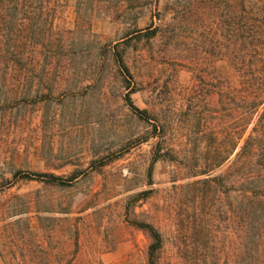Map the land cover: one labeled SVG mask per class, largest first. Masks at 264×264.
<instances>
[{
    "label": "rangeland",
    "instance_id": "374dc122",
    "mask_svg": "<svg viewBox=\"0 0 264 264\" xmlns=\"http://www.w3.org/2000/svg\"><path fill=\"white\" fill-rule=\"evenodd\" d=\"M186 7L103 0L63 12L68 51L58 58L69 66L41 75L40 100L0 103V230H42L45 246L66 250L50 261L147 264L150 238L137 225L147 222L161 233V264H233L224 202L190 193L206 177H191L192 161L202 168L210 134L221 139L233 118L219 95L218 38L177 24Z\"/></svg>",
    "mask_w": 264,
    "mask_h": 264
},
{
    "label": "trees",
    "instance_id": "16d2710c",
    "mask_svg": "<svg viewBox=\"0 0 264 264\" xmlns=\"http://www.w3.org/2000/svg\"><path fill=\"white\" fill-rule=\"evenodd\" d=\"M99 1L103 0H0V103L38 101L45 95L39 88L41 75L57 74L69 66L59 64L58 58L68 51L63 12L72 8L78 13ZM186 2L185 10L176 11L175 21L179 25L185 21L192 37L202 34L211 43L217 36L219 95L225 115L233 118L221 139L210 134L202 168L197 170L198 160L192 161L191 177H206L192 180L190 193L207 205L215 194L224 202L227 230H234L233 264H264V0ZM209 53L213 55V50ZM32 85L38 87L32 90ZM125 100L138 115L146 113L132 103L129 94ZM15 175L63 183L50 173L19 171ZM137 225L150 238L147 264H161V233L147 222ZM211 226H199V230ZM41 232L0 230V264H72L48 260L64 256L66 250L49 249ZM59 236H54L56 242L63 244ZM199 256L204 255L195 252L192 257Z\"/></svg>",
    "mask_w": 264,
    "mask_h": 264
}]
</instances>
